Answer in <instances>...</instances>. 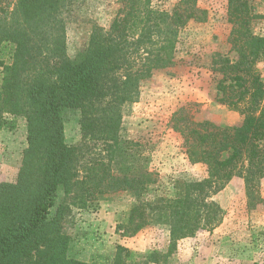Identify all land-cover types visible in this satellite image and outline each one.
<instances>
[{"label": "trees", "instance_id": "1", "mask_svg": "<svg viewBox=\"0 0 264 264\" xmlns=\"http://www.w3.org/2000/svg\"><path fill=\"white\" fill-rule=\"evenodd\" d=\"M91 1L14 0L11 8L0 0V132L14 131L18 118L27 123L17 178L0 182V264H96L69 256L68 197L87 208L109 193H129L135 203L117 227L122 236L164 225L176 244L222 223L224 211L210 199L237 172L249 195L264 178V81L258 71L264 36L253 30L264 14L255 13L254 0H228L237 60L220 56L215 63L222 75L220 102L243 106L244 120L220 127L176 114L174 128L185 139L186 154L206 165L209 177L179 182L171 196L154 200L146 193L157 178L147 170L142 146L120 138L121 108L139 99L142 81L174 66L179 30L206 21L208 13L198 0H179L170 13L155 9L152 0H119L109 31L93 25L88 44L71 58L67 18ZM65 110L80 113L85 137L105 144L109 163H100L99 173L92 169L80 178L79 149L67 142ZM129 257L119 246L113 264H127Z\"/></svg>", "mask_w": 264, "mask_h": 264}, {"label": "rangeland", "instance_id": "2", "mask_svg": "<svg viewBox=\"0 0 264 264\" xmlns=\"http://www.w3.org/2000/svg\"><path fill=\"white\" fill-rule=\"evenodd\" d=\"M178 2L152 0V6L170 13ZM6 4L12 8L14 0ZM252 6L255 13L264 14V0H254ZM198 7L207 11V20L191 21L179 30L174 66L157 70L142 81L139 99L121 108L120 138L142 146L147 170L157 178L147 189V200L171 196L179 182L209 177L208 167L192 162L186 154L185 139L174 128L176 114L220 127L237 126L244 120L243 106L231 108L220 102L222 75L215 71L220 56L237 60L230 44L228 0H198ZM120 8L119 0H93L69 15V57L75 58L88 44L93 25L109 31ZM253 30L264 36V20L254 21ZM258 71L264 81V62ZM64 121L67 142L79 149L80 178L92 169L99 173L98 165L109 163L105 144L84 136L76 110H65ZM26 147L27 123L18 118L14 131L0 132V182L16 180ZM210 200L224 211L222 223L173 244L164 225L149 226L134 237L122 236L117 227L135 203L129 193H109L87 208L68 197L65 230L72 238L69 256L88 263L113 264L122 246L130 252L127 264H264V178L249 195L245 179L237 172Z\"/></svg>", "mask_w": 264, "mask_h": 264}]
</instances>
